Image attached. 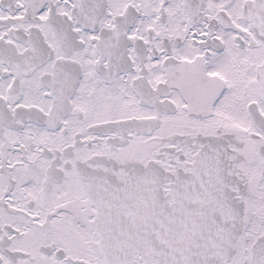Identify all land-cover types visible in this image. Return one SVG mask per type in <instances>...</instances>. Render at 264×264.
<instances>
[{
    "label": "snow or ice",
    "instance_id": "obj_1",
    "mask_svg": "<svg viewBox=\"0 0 264 264\" xmlns=\"http://www.w3.org/2000/svg\"><path fill=\"white\" fill-rule=\"evenodd\" d=\"M0 264H264V0H0Z\"/></svg>",
    "mask_w": 264,
    "mask_h": 264
}]
</instances>
